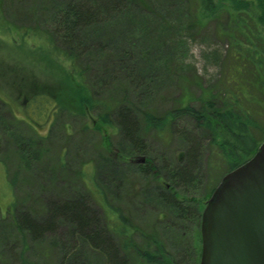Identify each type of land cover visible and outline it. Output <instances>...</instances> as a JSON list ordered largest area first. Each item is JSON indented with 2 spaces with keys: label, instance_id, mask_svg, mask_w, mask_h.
I'll list each match as a JSON object with an SVG mask.
<instances>
[{
  "label": "rangeland",
  "instance_id": "obj_1",
  "mask_svg": "<svg viewBox=\"0 0 264 264\" xmlns=\"http://www.w3.org/2000/svg\"><path fill=\"white\" fill-rule=\"evenodd\" d=\"M190 1L121 0L118 11L101 13L92 27L76 29L79 51L70 57L55 36L58 25L72 6L94 8L96 0H0V264H106L69 222L58 220L55 230L32 238L19 234L12 221L15 205L41 224L47 222L50 204L79 201L105 231L102 195L137 228L132 239L139 248L161 247L156 262H141L132 252H122L113 237L118 260L197 261L201 216L198 222L184 219L180 210L185 204L201 215L210 191L234 169L225 173L208 134L190 117H178L174 126L193 133L200 148L196 179L174 188L159 172L158 180L150 179L131 167L130 147L117 130L120 109L129 110L138 125L143 113L162 117L184 97L196 105L202 89L228 92L231 87L225 81L239 55L264 64L262 29H243L249 12H234L235 20L217 15L194 26ZM74 60L94 100L113 107L111 126L101 124L98 107L81 116L68 110L75 103L72 99H65L60 111L52 105L50 95L59 96L61 89L58 78L68 74ZM42 93L47 97L36 104L48 108L41 111L28 102L32 94ZM248 105L254 110L255 105ZM261 122L264 126V118ZM141 138L143 150L158 167L184 162L189 150L176 134L144 130ZM18 146L31 151L22 154ZM122 152L126 157L121 158ZM160 194L171 195L174 202L164 206Z\"/></svg>",
  "mask_w": 264,
  "mask_h": 264
},
{
  "label": "trees",
  "instance_id": "obj_2",
  "mask_svg": "<svg viewBox=\"0 0 264 264\" xmlns=\"http://www.w3.org/2000/svg\"><path fill=\"white\" fill-rule=\"evenodd\" d=\"M96 2L98 6L89 7V9L88 7L77 8L72 6L70 11L68 10L67 12L69 14L66 16V20L65 18L62 19L60 25H58V27H61L58 31L60 34L58 35L61 38L58 35L55 36L65 46L66 50L64 49V52L70 57H73L76 54L73 52H77L75 49L79 48L76 29L86 28L100 17L101 13L106 15L121 6V0H96ZM190 2L193 5L192 24L194 26H199L202 22L217 15L224 14L228 18L234 19L232 14L243 10L250 13L247 21L244 20L243 22V29L249 30L248 27H253L258 30L257 28H261L264 34V0H191ZM228 18L227 20H229ZM231 22L234 23V21ZM55 33L57 34V31ZM61 33H63V37ZM47 42H51V40L47 39ZM254 59H256L255 62L241 55L233 58L234 62L231 66L230 74L225 81V84L229 85L231 90L219 93L202 89L201 97L196 105H192L195 100L184 97L180 100L178 107L169 110L162 117L150 112L143 113L141 123L138 125L135 124L136 122L129 110L127 111L125 108L117 111V130L122 134L123 141L130 147L127 157L132 159L130 162L134 164V166H131L128 163L127 166L135 167L139 175H144L150 179L155 178L158 180L159 177L164 178L174 188L193 183L196 179L195 173L199 159L200 143L193 133L174 126L175 120L183 116L190 117L211 138L212 149L221 159L225 173L244 164L255 154L264 139V126L263 122H261V118H264V64L257 60L256 57ZM75 64L74 60L70 64L68 74H65V77L60 76L58 78L61 89L59 96L50 95V100L53 102L52 105L56 106L57 109H55L60 111L66 107L64 104L65 99H72L75 103L72 105L73 107L68 106V110L81 114V116H85L88 111L98 107L102 112L99 116L101 124L107 127L111 126L108 118L113 107L104 105L99 100H94L91 91L89 89L86 90L84 87L83 73L77 70ZM252 93L257 96L258 100L254 98ZM42 96L47 97L43 93L32 94L28 103L33 102L32 105L36 104L39 99L40 101L44 99ZM248 104L255 105L253 107L254 110L249 108ZM121 105L125 106L126 104L121 103ZM36 106L38 109L41 108V111L43 107L45 109L48 108L47 104L43 102L40 105L36 104ZM31 113L35 116L38 115L35 110H32ZM50 115H45V118H50ZM136 127H138V130H136ZM144 130H151L157 135L163 134V136L176 134L181 142L186 145L189 144V150L184 162L173 166L164 163L161 167H158L148 152L143 150L144 144L140 140ZM135 131L139 135L135 134ZM135 135L140 141L138 146L128 143L129 139L132 141L136 139ZM257 135H259V138ZM17 148L22 154H28L31 151L28 150V147L22 149L18 146ZM107 152L112 154L110 149H107ZM123 154L120 155L121 158L126 157ZM141 155L145 157V163H134V160ZM157 172H159V177ZM216 186L210 191V196ZM171 189L169 188L168 190ZM159 200L165 201L162 203L165 204L164 206L174 202V198L168 194H160ZM16 207L15 205L12 221L19 234L26 232L32 238H37L44 232L55 230L58 220L69 222L74 226L75 233L103 256L106 264H127L125 259L124 262L123 260H118L117 252L114 249L113 237L121 244L122 252H132L134 258L138 261L154 263L160 256V246L156 248L152 246L150 248V246L146 245V249H142L133 242V233L137 228L131 224L124 211L109 205L103 195L101 196V207L104 214L103 226L107 229L105 231L98 227L94 216L88 217L87 206L79 201L50 204L47 222L43 224L35 222L29 217L28 213L23 214L21 211H17ZM189 209L190 206L187 207L184 204L180 214L184 219L193 220L195 218L196 222H198L199 216H201L199 210L192 212ZM199 256L200 251L195 253L197 261L194 264H198ZM167 263L170 264L169 262Z\"/></svg>",
  "mask_w": 264,
  "mask_h": 264
},
{
  "label": "water",
  "instance_id": "obj_3",
  "mask_svg": "<svg viewBox=\"0 0 264 264\" xmlns=\"http://www.w3.org/2000/svg\"><path fill=\"white\" fill-rule=\"evenodd\" d=\"M200 233L199 264H264V141L222 178L202 212Z\"/></svg>",
  "mask_w": 264,
  "mask_h": 264
},
{
  "label": "bare ground",
  "instance_id": "obj_4",
  "mask_svg": "<svg viewBox=\"0 0 264 264\" xmlns=\"http://www.w3.org/2000/svg\"><path fill=\"white\" fill-rule=\"evenodd\" d=\"M114 11V10H113ZM116 11H118V10H116ZM115 11V12H116ZM103 16H105V15H103ZM107 17V16H106ZM105 17V18H106ZM104 18V19H105ZM98 19V18H97ZM97 19L94 21V22H92V23H90L87 27H92L93 25H95V23L97 22ZM103 19V20H104ZM86 49V48H85ZM85 49H83V53L85 54L86 52H85ZM77 52L79 51V48H77V49H75ZM136 130H138V127H136ZM135 134H137V135H139V133L137 132V131H135ZM136 136V135H135ZM128 143L131 145H134V146H138L139 144H140V141H139V139L137 138V136H136V139L135 140H128ZM14 181V180H13ZM44 222H42L41 224H43ZM47 232H50V231H47Z\"/></svg>",
  "mask_w": 264,
  "mask_h": 264
},
{
  "label": "flooded vegetation",
  "instance_id": "obj_5",
  "mask_svg": "<svg viewBox=\"0 0 264 264\" xmlns=\"http://www.w3.org/2000/svg\"><path fill=\"white\" fill-rule=\"evenodd\" d=\"M24 103V102H23Z\"/></svg>",
  "mask_w": 264,
  "mask_h": 264
}]
</instances>
